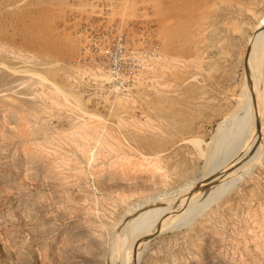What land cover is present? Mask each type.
I'll return each instance as SVG.
<instances>
[{
    "label": "rangeland",
    "instance_id": "obj_1",
    "mask_svg": "<svg viewBox=\"0 0 264 264\" xmlns=\"http://www.w3.org/2000/svg\"><path fill=\"white\" fill-rule=\"evenodd\" d=\"M110 26L124 94L79 63ZM263 58L264 0H0V264H264Z\"/></svg>",
    "mask_w": 264,
    "mask_h": 264
},
{
    "label": "built area",
    "instance_id": "obj_2",
    "mask_svg": "<svg viewBox=\"0 0 264 264\" xmlns=\"http://www.w3.org/2000/svg\"><path fill=\"white\" fill-rule=\"evenodd\" d=\"M87 32V44L79 63L87 64L91 71L108 75L110 90L124 94L127 75L138 63V52L130 48L125 34L118 33L113 26L96 30L91 27Z\"/></svg>",
    "mask_w": 264,
    "mask_h": 264
},
{
    "label": "bare ground",
    "instance_id": "obj_3",
    "mask_svg": "<svg viewBox=\"0 0 264 264\" xmlns=\"http://www.w3.org/2000/svg\"><path fill=\"white\" fill-rule=\"evenodd\" d=\"M262 63H264V58H263V60H262ZM263 71L262 72H260V73H262L263 75H264V68L262 69ZM73 76V75H72ZM107 78V77H106ZM108 80H109V78H107ZM106 79V80H107ZM50 82V81H49ZM55 82V81H54ZM52 84H53V86H54V88H55V90H57V91H60V87L58 86V85H56L55 83H53L52 82ZM115 96H117V94L115 95ZM126 97V96H125ZM123 98V97H122ZM118 99H120V96H119V98ZM79 111V110H78ZM80 114V113H79ZM83 114V113H82ZM90 114V113H89ZM92 115V114H91ZM123 115V114H122ZM87 119H88V117H87ZM84 120H86V119H84ZM86 122V121H85ZM124 121H122V123H123ZM86 127V126H85ZM93 127V126H92ZM87 128V127H86ZM88 129H90V127L88 128ZM95 130L94 131H97L98 129H97V126H96V128H94ZM97 129V130H96ZM92 130V129H91ZM99 130H100V128H99ZM99 132V131H98ZM94 135H96V133L94 134ZM83 137H84V135H83ZM98 138V137H97ZM193 140V139H192ZM258 140H259V137H257V138H255L254 136H253V138L251 139V143H250V146H249V149L247 150V152H246V154H245V156L244 157H242L238 162H235L233 165H231V166H229V165H227V163H225L224 165H223V167L222 168H220V169H218V170H216L213 174H209V175H206L204 178H203V180H202V182H205L210 176H212V175H214V176H222V179L220 180V182H218V183H215V184H213L212 186H210L209 188L207 187V190L206 191H211V190H215V189H218V188H220V189H222V192L227 188V187H229L231 184H232V182H233V179H234V175H236L237 173H239V172H241L244 168H247L248 167V162L249 161H257L258 160V157H259V153L260 152H258L257 153V144H258ZM145 159H151V160H155L156 158H151V157H144ZM201 190L199 189V192H200ZM203 192V191H202ZM181 201H184V202H186V203H188V205H191V204H193L194 203V201H195V198H188V197H186V198H183ZM143 232V228H141V229H139L138 231H136V233H135V235H134V237H133V240H132V243H131V247L135 250V247H136V245H137V243H138V240H139V237H140V235H141V233ZM147 233H149V231L148 232H146V233H144L143 234V236H142V238H141V240H140V242H139V245H138V247L140 248V246L142 245V243L145 241V239H146V236H147Z\"/></svg>",
    "mask_w": 264,
    "mask_h": 264
}]
</instances>
